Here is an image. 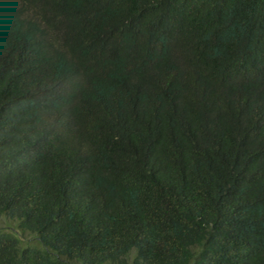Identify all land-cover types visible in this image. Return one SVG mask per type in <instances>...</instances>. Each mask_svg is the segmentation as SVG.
<instances>
[{
    "label": "trees",
    "instance_id": "obj_1",
    "mask_svg": "<svg viewBox=\"0 0 264 264\" xmlns=\"http://www.w3.org/2000/svg\"><path fill=\"white\" fill-rule=\"evenodd\" d=\"M0 264H264V0H0Z\"/></svg>",
    "mask_w": 264,
    "mask_h": 264
}]
</instances>
